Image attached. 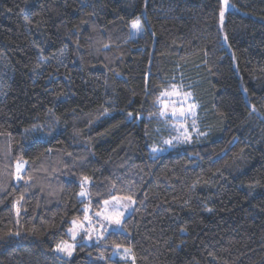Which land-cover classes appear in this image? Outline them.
I'll return each instance as SVG.
<instances>
[{
	"label": "trees",
	"instance_id": "trees-1",
	"mask_svg": "<svg viewBox=\"0 0 264 264\" xmlns=\"http://www.w3.org/2000/svg\"><path fill=\"white\" fill-rule=\"evenodd\" d=\"M173 88L198 127L156 153ZM128 196L121 232L55 254ZM0 264H264V0H0Z\"/></svg>",
	"mask_w": 264,
	"mask_h": 264
},
{
	"label": "rangeland",
	"instance_id": "rangeland-1",
	"mask_svg": "<svg viewBox=\"0 0 264 264\" xmlns=\"http://www.w3.org/2000/svg\"><path fill=\"white\" fill-rule=\"evenodd\" d=\"M223 9H226L227 6L223 5ZM142 34V28L139 25L138 29L132 28V23L130 24V36L131 39L135 40ZM179 94L178 95H170V96H162V101L160 102V110L163 107L164 104L167 105L166 114L164 116H167L171 118L174 121H183L186 120L184 124H177L175 125V136L168 140L171 141V144L165 143L164 148L157 149L155 151L156 153L165 152L168 150L173 144L179 143V142H186V140L190 141V137L194 134H196V127L197 125V112L198 108L197 106L192 103V97L187 94L186 92H183L181 90H176ZM194 105V107H192ZM183 111V115H181V112ZM182 129H185L187 134H181L180 132ZM193 133H190L193 131ZM19 169V170H18ZM24 170V162L20 161L17 162L14 172V182L20 181V179H17V177H21V174ZM86 181L83 183V187H85ZM84 192V190H82ZM109 201L108 205L104 204V201L101 205V208L99 211H92L88 205H85L83 207L84 215L82 219L80 220H73L76 221L75 224H73V221L71 222L70 227L67 229V236L68 239L66 241H63V245H72L73 248L71 250V255H67V252H59L56 250V245L53 249L56 255L62 257V258H71L74 255V248L78 243H83L86 246H93L95 244H100L107 236V234L111 231L113 232H121V227H117L114 224H111L109 221L105 219V216L111 212L112 205H116L121 212H123V216L121 217V220L123 222L124 219H126L133 211L134 202L133 200H127V199H120L115 200L112 198L107 199ZM97 213H100V215H97ZM87 217V219H86ZM87 229V231H85ZM75 234V239H73V235ZM62 243V242H61ZM59 243V244H61ZM124 248H116L113 249L111 253V258L118 259L121 261L131 262L132 257L130 254V251H125Z\"/></svg>",
	"mask_w": 264,
	"mask_h": 264
},
{
	"label": "snow or ice",
	"instance_id": "snow-or-ice-1",
	"mask_svg": "<svg viewBox=\"0 0 264 264\" xmlns=\"http://www.w3.org/2000/svg\"><path fill=\"white\" fill-rule=\"evenodd\" d=\"M221 17H223V12H221ZM132 28L133 29H138L139 28V21H134L132 23ZM179 93L176 91L175 88L172 89L171 92L169 91H165V92H162L161 93V96H170V95H178ZM160 102V101H158ZM192 107H194V105H192ZM167 109V105L164 104L163 107L161 108L160 112H159V115L160 116H164L166 114V110ZM131 115V114H129ZM181 115H183V111L181 112ZM165 143L167 144H171V141H165ZM153 151H157V149H153ZM19 170V169H18ZM21 177H17V179H20ZM81 196H84L85 195V192L81 191L80 193ZM113 199L115 200H120V199H127V200H131V197L128 196V197H113ZM104 204L105 205H108L109 204V201L108 200H105L104 201ZM97 215H100V213H97ZM123 216V212L120 211V209L116 206V205H112V210L110 213H108L106 216H105V219L107 221H109L111 224H114L116 225L117 227H122V220H121V217ZM87 219V217H86ZM76 221H73V224H75ZM85 231H87V229H85ZM73 239H75V234L73 235ZM117 247H119V245H117ZM73 246L72 245H63V242L61 244H58L56 246V250L59 251V252H67V255H71V250ZM125 251H129L128 249H126Z\"/></svg>",
	"mask_w": 264,
	"mask_h": 264
}]
</instances>
